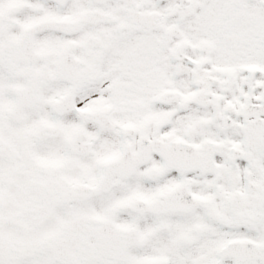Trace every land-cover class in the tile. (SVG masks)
<instances>
[{"label": "snow or ice", "instance_id": "6c2138e0", "mask_svg": "<svg viewBox=\"0 0 264 264\" xmlns=\"http://www.w3.org/2000/svg\"><path fill=\"white\" fill-rule=\"evenodd\" d=\"M0 264H264V0H0Z\"/></svg>", "mask_w": 264, "mask_h": 264}]
</instances>
